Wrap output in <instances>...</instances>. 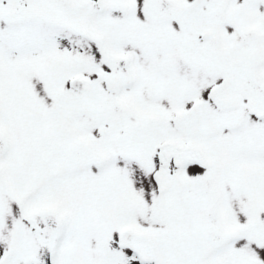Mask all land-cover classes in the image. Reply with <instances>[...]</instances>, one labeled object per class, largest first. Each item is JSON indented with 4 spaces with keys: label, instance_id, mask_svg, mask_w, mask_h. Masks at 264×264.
Masks as SVG:
<instances>
[{
    "label": "snow or ice",
    "instance_id": "6c2138e0",
    "mask_svg": "<svg viewBox=\"0 0 264 264\" xmlns=\"http://www.w3.org/2000/svg\"><path fill=\"white\" fill-rule=\"evenodd\" d=\"M0 264H264V0H0Z\"/></svg>",
    "mask_w": 264,
    "mask_h": 264
}]
</instances>
